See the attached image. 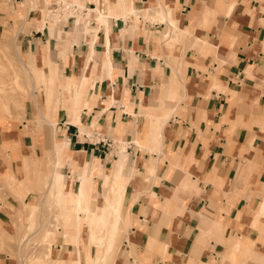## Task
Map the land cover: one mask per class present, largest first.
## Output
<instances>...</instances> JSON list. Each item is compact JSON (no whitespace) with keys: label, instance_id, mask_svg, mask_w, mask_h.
Here are the masks:
<instances>
[{"label":"crops","instance_id":"0c3cea01","mask_svg":"<svg viewBox=\"0 0 264 264\" xmlns=\"http://www.w3.org/2000/svg\"><path fill=\"white\" fill-rule=\"evenodd\" d=\"M59 1L91 9L89 24L80 28L83 34L95 31L97 39L93 32L90 39L69 38L53 60L50 48L56 39L49 36V27L63 29L69 23L46 20L42 27L40 13L30 10L27 32H19L21 49L37 58L38 65L45 61L54 69L55 82L62 83L67 98L75 85L79 91L75 107L81 108L85 130L68 121L64 108L56 116L69 138L57 166L62 172L63 164L68 188L74 189L85 165L105 174L120 159L132 167L124 203L131 211L126 219L129 242L124 241L125 253L113 264H190L198 254H215L211 247L217 242L224 243L222 256L229 252L234 264L254 258L257 252L249 248L248 239L224 235L248 232L251 212L264 195V0H50L48 7ZM119 2L171 10L190 39L166 45L161 37L169 33L168 21L155 13L145 20L143 12L135 21ZM17 8L18 14L25 13ZM98 9L108 16L107 31L93 19ZM200 40L212 49L205 53ZM175 91V98L166 97ZM90 92L87 107L85 94ZM65 105L72 112L68 101ZM165 110L173 112L163 127L161 147L151 151L147 126L153 114ZM97 134L114 142L109 152L96 143ZM119 138L127 148L118 156L113 151ZM151 158L153 173L147 170ZM124 173H129L128 166ZM92 177L100 192L102 178L97 173ZM101 199L98 193L97 202ZM214 220L219 228L212 229ZM208 235L217 242L203 244L200 240ZM68 246L62 251L55 244L57 261L74 263L77 247Z\"/></svg>","mask_w":264,"mask_h":264},{"label":"rangeland","instance_id":"374dc122","mask_svg":"<svg viewBox=\"0 0 264 264\" xmlns=\"http://www.w3.org/2000/svg\"><path fill=\"white\" fill-rule=\"evenodd\" d=\"M16 1H21V2H18L17 6L12 5L16 3ZM30 1L32 2L34 1V6L31 7L33 13H38V14L40 13L39 20L42 23V27L44 21L49 20L50 17H51V23L57 25L59 24L58 20L60 18L58 16L60 11L59 10H57L56 12L51 11L52 8L48 7V4L51 3L50 0H30ZM26 3L27 2H25L24 0H0V81L1 79L2 80L4 79L7 82L6 86L8 89H10L9 91L11 95H13L8 99L3 100L4 103L2 104L0 103V113L1 112H2L1 114L4 113V116H1L0 114V157L2 159L0 160V174L2 175L1 177L5 178L7 181L13 180L10 183V186H12L22 196V199L20 200L21 197L18 196V194L14 193L10 188V186L2 178H0V221H1L0 222V227H1L0 228V264H35L33 263V258L36 255H39V257L41 258L39 259L40 264H61V262L59 261L57 262V258L59 257L50 254L51 258L50 256L46 258V255L44 254L45 246L47 244H51L52 251L55 244H61L63 247L62 251H65L66 247L68 246L63 241V235L60 233V230H58V226H60L61 224L59 225L57 219H61V217L56 213L57 211L54 207L56 206L55 201L50 198L48 193H46L47 190L45 187L41 188L40 190L36 188L34 178L31 181H24L26 184L24 183L22 184L20 181L18 182L17 179L14 180L15 176L18 179H22L24 175V171L22 167L23 154L42 157L44 155V150H43L44 140L49 138L52 133L58 137H61L65 134L62 128L59 127L60 125L57 124L56 122V116L58 112L57 110L55 111V115L52 119V122H54L52 128L53 130L51 131V129L47 125H45L40 136L38 131L41 129V126L38 123L39 119L37 118L36 105L32 100L25 99V97L28 95V92L31 91V87L27 77V73L24 71L22 65L20 64V61L18 60V57L16 56L17 50L21 53L23 57H25V59L29 64H32L34 58L29 53H27V51L21 49L20 34L14 38V33L11 32L10 30H12L15 27V19H14L15 15L13 14L20 13L19 11L15 10V7H19V8L23 7L27 15L28 5ZM35 6L36 8H34ZM112 6L113 5H109L110 11H112L111 10ZM130 13H131L130 15H132V19L137 21L139 17V13L136 14L132 12ZM96 14L97 13H95V15ZM26 15L21 17V21L25 17L24 23L26 22ZM66 15L67 14L64 11V16ZM148 16H144L143 13V17L145 20L149 19ZM87 20L90 21V17L85 19V21ZM61 22L62 23L68 22L69 23L68 28L66 27L62 29L61 26H58L56 28L49 27V33H48L49 36L53 35L54 41L56 39L55 42L56 44L54 43V48L53 47L50 48L51 57L53 58V60H57V52L60 51L61 48L64 49L65 45H67L70 40L69 38L74 37L75 39L78 40L82 36L88 37L89 34L93 32L92 37L94 39H97V33L95 31H90L89 34H83L82 28H80V27L84 28L83 21H80V24L76 26L75 24L72 23V19ZM19 25L20 23L18 24L17 22L16 26ZM108 27L110 28V26ZM166 30H168V32L170 31L169 28ZM24 31L27 32V30ZM84 31H85L84 33H86L88 29H85ZM3 35L4 37L8 36L6 37L7 40L6 38L3 37ZM88 39L90 38L88 37ZM164 39H165V44L170 46H173L174 42H180L179 40H182L180 37H176L174 35H171L169 38L166 37ZM3 40L4 41L6 40L7 42L5 43L3 42L4 44H2ZM56 45H58V47ZM90 45H92L91 42ZM47 46L48 43L42 46L41 50L45 51ZM34 49L36 50V47H34ZM29 51L34 52L32 50ZM42 66L45 67V71H46L48 70L50 65L48 66L47 63H43ZM58 68H59V64H58ZM17 75L18 77H16ZM17 83H19L22 87L20 88L19 85H17ZM55 84H56V88L58 89L57 91L59 96V109L64 108L67 110L69 116L68 121H69L70 117L73 116L72 113L75 110L78 113H80L81 108L75 107L77 101L73 100L71 93L67 98L62 83L55 82ZM65 86L68 89V91H70L69 89L70 85L65 84ZM10 87H14V88L11 90ZM74 87H75L74 90H78L76 85ZM35 91L40 95L44 94V91L41 89L40 86H38V88L35 89ZM91 95H92L91 92L87 96L85 94L86 100L84 102V105L87 107L89 105L88 98L91 97ZM17 100L21 101L20 105L17 102ZM41 100L42 97L38 95L37 101L41 103ZM67 101L71 106L72 112L65 105L67 104ZM6 114L11 115L13 118L11 119V116L8 117L6 116ZM79 126L82 131L85 130L82 123L79 124ZM116 140L119 141L115 142V147H114L115 149L113 153H116L119 156V153L124 154L126 152L127 145L123 141H121L122 139L120 138ZM152 150L153 148L151 149V151ZM6 151L7 152L11 151V152H9V154L8 153L5 154ZM61 166L63 167V164ZM39 167L43 171L51 167V164L48 163L47 154L41 158ZM62 167L61 170L65 174ZM108 173L110 175L111 171H109ZM64 180H65V185H67L66 174L64 176ZM93 183H94L93 187L97 188L96 182L94 181ZM103 188L102 190H104ZM23 202H26L28 204H33L34 206L37 205L38 211H36V215H35L36 220L33 222L32 227H29V221L24 216L25 213L23 210V206H24ZM257 208L258 206L253 212H251L252 215L255 214ZM55 215L58 216L56 217ZM261 221L264 222V218H262ZM249 226L250 229H248V232H241L237 230L233 232H228L224 236L238 240L237 237L240 235L243 239H248L249 248L256 251L257 255H254V258L247 257L245 264H264V230L262 229L263 225L262 226H260V224L255 225L250 222ZM60 227H62L61 229L62 231L64 230V232L65 231L75 232L74 230L63 229V226ZM45 228L51 231L52 236L51 238H48L46 241L42 242L41 234ZM124 228L127 229L129 228V223L127 220L125 222ZM212 229H216V228H212ZM83 230H84L83 238H86L87 230L86 228H84ZM23 234L24 236L20 237ZM210 239H213L215 242H217V238L210 235L204 238L203 241L202 239L200 241L203 244H207V242H209ZM124 241H128L127 234L124 235L121 232H118L117 235L114 237L112 248L110 249L109 262L107 264H113L116 256L123 255L125 253ZM217 244L218 245L215 246L213 245L211 247L212 250L215 249V254L210 255L208 258H205V256L198 254L199 259L205 261L212 260L213 264H220L222 261V251L224 250L225 245L224 243L221 242H217ZM74 246L70 245L68 247L72 248ZM75 247H77L75 251L77 250L78 252H81V255L82 253L85 252V257L84 259H82V261L87 262L88 258L90 257H87L85 244L82 243L79 246H75ZM94 248L96 249V254L100 255L98 248L94 246L91 247L90 249L91 254H92V250L94 251ZM228 255L229 252L224 254V256H228ZM164 259L165 258L162 257L163 261ZM76 261L77 260L75 259L74 263L72 262L70 263L68 261H65V263L76 264Z\"/></svg>","mask_w":264,"mask_h":264},{"label":"bare ground","instance_id":"6f19581e","mask_svg":"<svg viewBox=\"0 0 264 264\" xmlns=\"http://www.w3.org/2000/svg\"><path fill=\"white\" fill-rule=\"evenodd\" d=\"M24 1L27 2L26 4L28 5L27 6L28 8L27 13H28L31 10V7L34 6V1L33 2L30 0H24ZM120 4H122V7L125 12H132L134 14L143 12L144 16H148L152 13H155L160 17H162V19L165 20L166 22L168 21L171 25L170 27L171 30L169 31L168 34H165L161 38H166V37L169 38L171 35H174L176 37H180L183 40L187 38V36L189 35V33L185 32L182 29H179L177 23L175 22V19L171 14V10L166 9L161 5L158 8L156 7V8L141 9L140 7L136 8L133 6L132 7L127 6L123 3ZM34 8H36V6ZM112 8L113 7H111V10ZM97 12L98 13L94 16L93 19L97 20L98 27L102 26L104 28V31H107L108 30L107 28L109 26L108 16L106 14H103L101 9H98ZM13 15H15L14 18L15 27L14 28L11 27L13 29L10 31L14 33V38H15L16 36H18L20 31L26 30V27H24L25 17L21 21V17L26 15V13L13 14ZM71 16L73 18L72 23L75 24V26L78 25L80 21H83L85 24H88L89 21L88 20L85 21V17L88 18L91 17V9H88L87 13L85 14L77 13ZM17 22L18 24L20 23L19 26H16ZM6 37L8 36H5L4 38ZM6 40L5 41L3 40L2 44L7 42ZM200 42H201L200 43L201 50H203L205 53H207L210 49H212V46L209 42L204 40H200ZM196 43L198 44L199 41ZM16 56L18 57V60L20 61V64L22 65L24 71L27 73L31 91L28 92V95L25 97V99L32 100L36 105L37 118L39 119L38 123L41 126V129L38 132L41 136L42 130L45 125H47L51 129V131L53 130L52 128L54 122H52V119L55 115V111L59 109V96L57 91L58 89L56 88L55 77H54L55 72L51 66H49L48 71H45V67L42 66V64L45 63V61H42V64L38 65L37 58H35L32 64H29L25 59V57H23L18 50ZM171 66L174 68L177 66V64L172 63ZM16 77H18V75ZM6 85L7 82L4 79L3 80L1 79L0 81L1 104L4 103L3 100L13 96L9 91L10 89H8ZM17 85H19L20 88L22 87L19 83H17ZM38 86H40L41 89L44 91L43 95L36 93L35 89H37ZM10 88L12 90L14 87H10ZM38 95L42 97L41 103L37 101ZM177 95H178L177 91H175L174 93H169L166 97L172 99L175 98ZM78 97H79V91L74 90L72 94L73 100L77 101ZM17 102L20 105L21 101L17 100ZM172 112H173L172 110H165L153 114L154 118L150 120L147 126L146 129L147 133L145 137L146 138L145 140L147 144H149L151 149L152 148L156 149V147L160 146L163 139V134H162L163 127L167 122V120L169 119ZM72 114L73 116L70 119V123H74L76 124V126L81 124L79 120V113L75 110ZM1 116H4V113L1 114ZM6 116L10 117L11 115L6 114ZM12 118L13 117L11 116V119ZM135 141L139 145H141L138 140ZM68 144H69V138L66 134H64L61 137H58L52 133L51 136L46 140H44L43 143L44 155L47 154L48 163L51 164V167L45 169V171L41 170V168L39 167L40 160L42 157H44V155L42 157H38V156H31L29 154H23L22 167H23L24 175L22 179H18L15 176L14 180L17 179L18 182L20 181L22 184L23 183L26 184L24 181H31L34 178L35 186L38 190H40L43 187L46 188L47 190L46 193H48L50 198L53 199L56 203V206L54 207L57 212L56 211L54 212H56L61 217V219H57L59 225L61 224L60 226H63V229H70L75 231V232H69V231L64 232V230L62 231L61 229L62 227L58 226V230H60V233L63 235V241L67 245H71V246L72 245L79 246L82 243L85 244L86 246L87 257L90 258H88L87 262H83L81 259V252L77 251L78 253L76 258L77 260L76 264H107L109 262L110 249L112 248L114 237L117 235L118 232H121L124 235L128 234V229L124 228V226L128 214L131 211H130V206L126 207L124 203H125V194L127 192L128 180L132 175V167H130L127 162L122 161L120 159L118 160L117 164L114 166V168L111 171V174L109 175V174H105L102 171V168L100 169L98 167L94 171H89L87 170L85 165V167L82 169V172L79 174V178L76 177L78 178V180L76 182V185L74 186V189H69L68 186L65 185L64 174L57 169V166L61 164V161L64 156V150L66 149ZM11 151L8 152L6 151L5 154L6 153L9 154V152ZM153 161L154 160L152 158L151 160H149L150 163L148 164V169H147L149 173H153L155 170V163ZM126 166H128V170H129V173L127 175L124 173ZM93 173H97V175L102 178V188L104 187L103 188L104 190L101 189V191L98 192L96 190L97 188L93 187L94 184L93 183L94 179L92 177ZM1 176L2 175L0 174V178H2L10 186V183L13 180L7 181L5 178ZM186 183H188L187 179L183 181L182 184L185 186ZM10 188L14 193L18 194V196L21 197L20 198L21 200L22 196L12 186H10ZM98 193L102 197L100 203L97 202ZM23 203H24L23 210L25 213L24 216L29 221V227H32L33 222L36 220L35 215H36V211H38L37 205L34 206L33 204H28L26 202ZM58 215L55 216L57 217ZM262 218H264V195L262 201L258 205L257 211L255 212L251 220V223L255 225H259V224L260 226L263 225L262 229L264 230V222L261 221ZM211 223H212V228L220 227V223L216 220H214ZM84 228H86L87 230L86 238H83ZM23 236L24 234L21 235L20 237ZM51 236H52L51 231L45 228L41 234V241L44 242L48 238H51ZM151 242L152 239L148 241L150 245ZM93 246L98 248L100 255L91 254L90 249ZM44 254L46 255V258H48L50 254H52L51 244H47L45 246ZM39 259H41L39 255H36L33 258V263L40 264ZM59 262H61V264H66L65 261H59ZM190 264H210V262L209 260L205 261L198 258V260L192 261ZM220 264H234V263L233 261H231V257L229 255L228 256L223 255ZM242 264H245V261H243Z\"/></svg>","mask_w":264,"mask_h":264},{"label":"built area","instance_id":"2783aa9c","mask_svg":"<svg viewBox=\"0 0 264 264\" xmlns=\"http://www.w3.org/2000/svg\"><path fill=\"white\" fill-rule=\"evenodd\" d=\"M51 11L52 12H56L57 10H59V20L58 22L61 21H68L69 19H73L71 15L77 14V13H82L85 14L87 13V10H84V8L80 5H76L73 3H69V2H65V1H59L58 3H56L54 6L51 7ZM64 11L67 14L66 16H64ZM65 17V18H64ZM88 17H85V19ZM64 19V20H62ZM48 21H51V17ZM85 137L87 136L86 134L84 135ZM96 140H97V144L101 143L102 145L105 146V151L109 152V148L111 147V145L114 143L113 141L106 139V138H101V136L99 134L96 135ZM127 148V146H126Z\"/></svg>","mask_w":264,"mask_h":264}]
</instances>
